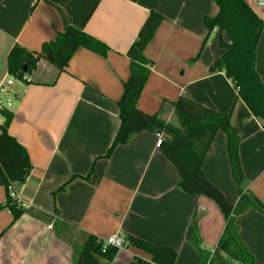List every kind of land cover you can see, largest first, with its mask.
Wrapping results in <instances>:
<instances>
[{"label": "crops", "instance_id": "crops-1", "mask_svg": "<svg viewBox=\"0 0 264 264\" xmlns=\"http://www.w3.org/2000/svg\"><path fill=\"white\" fill-rule=\"evenodd\" d=\"M248 2L264 20V6ZM152 10L165 19L145 50L151 73L138 108L174 125H179L174 102L181 96L230 112L237 90L223 71H210L222 55L218 38L227 39L226 33L216 29L198 55L207 35L204 17L218 12L214 0H0V83L10 77L8 56L15 44L39 52L67 26L110 48L106 56L80 48L62 72L41 59L32 81L11 77L14 83L1 95L14 112L9 132L26 147L33 166L25 183L14 186L17 200L32 213L10 226L12 213L0 210V264H73L85 235L105 240L117 233L171 246L176 264H201L190 242L195 222L204 247L213 251L217 245L226 224L222 211L212 199L178 188L179 173L156 146L157 133L142 131L110 158L102 157L121 124L118 101L130 73L129 47ZM256 68L264 79V31ZM248 114L239 101L232 124L241 135L248 188L264 203V128L253 115L240 125ZM226 141L219 131L203 170L236 204L240 196ZM96 159V175L90 181L77 178L58 194L60 213L54 214L52 192L74 175L86 176ZM4 200L0 184V203ZM236 222L255 264H264V214L250 209ZM126 253L125 263L119 253L115 260L151 259L134 247Z\"/></svg>", "mask_w": 264, "mask_h": 264}, {"label": "trees", "instance_id": "trees-1", "mask_svg": "<svg viewBox=\"0 0 264 264\" xmlns=\"http://www.w3.org/2000/svg\"><path fill=\"white\" fill-rule=\"evenodd\" d=\"M214 1L218 12L204 17L207 35L198 55L216 29L226 33L227 39L222 35L218 38L222 55L217 58L210 71H223L233 82L237 96L232 110L227 113L218 112L181 96L174 102V111L179 120V125H174L158 113L148 114L138 108V101L151 73V62L146 58L145 50L165 19L162 14L152 10L129 47L127 54L130 73L123 95L118 101L121 124L110 148L102 157L110 158L118 146L127 144L134 135L142 131L164 134L161 149L179 173L178 188L186 194L212 199L225 218L223 234L213 251L204 247L198 223L195 222L190 242L198 250L201 264H255L253 252L240 236L236 218L250 209L264 214V203L248 188L249 182L240 156L242 139L233 127L232 119L237 103L243 101L249 114L240 120V125L249 115H253L262 121L264 128V79L256 68L257 47L264 31V20L248 0ZM80 48L102 56L110 51L109 46L99 39L75 26H67L57 32L53 40L44 43L39 52L29 51L22 45L15 44L8 56L9 76L29 83L41 59L47 60L59 72L65 71ZM26 62L27 71H24ZM13 118L14 112L9 107L0 109V184L5 189V200L0 203V210L8 209L12 213L10 226L24 213H32V210L27 209L12 195L11 188L24 184L33 166L26 147L9 132ZM219 131L227 136L228 161L240 196L236 204L228 201L224 192L207 178L203 170L204 160ZM96 161L97 159L86 176L74 175L52 192L54 214L60 213L58 194L65 192L77 178L90 181L96 175ZM124 236L128 248H138L151 256V259H145L134 255L131 264H176L178 255L171 246L155 245L132 234ZM119 252L117 247L104 246V240L98 236L87 234L82 246L74 252L73 264H102L103 261H113Z\"/></svg>", "mask_w": 264, "mask_h": 264}, {"label": "built area", "instance_id": "built-area-1", "mask_svg": "<svg viewBox=\"0 0 264 264\" xmlns=\"http://www.w3.org/2000/svg\"><path fill=\"white\" fill-rule=\"evenodd\" d=\"M257 2L260 6H264V0H257ZM13 83H14V79L11 77H8L5 81H2L0 83V109L11 105V101L10 100L4 101L1 95L3 94L6 95L8 91V86L12 85ZM163 138H164V134H158V140L156 143L157 147H161ZM11 189H12L13 197L17 199L16 193L14 191V187ZM106 245H112L114 247H117L119 250L125 249L127 247L125 236L120 233L113 234L109 236L108 238H106L104 240V246ZM102 264H119V263L114 259L113 261H103Z\"/></svg>", "mask_w": 264, "mask_h": 264}, {"label": "rangeland", "instance_id": "rangeland-1", "mask_svg": "<svg viewBox=\"0 0 264 264\" xmlns=\"http://www.w3.org/2000/svg\"><path fill=\"white\" fill-rule=\"evenodd\" d=\"M126 249H129L126 247L125 249H121L119 252V257L121 258L122 263H125V258L128 257V254L126 253Z\"/></svg>", "mask_w": 264, "mask_h": 264}, {"label": "water", "instance_id": "water-1", "mask_svg": "<svg viewBox=\"0 0 264 264\" xmlns=\"http://www.w3.org/2000/svg\"><path fill=\"white\" fill-rule=\"evenodd\" d=\"M24 71H27V62L24 65Z\"/></svg>", "mask_w": 264, "mask_h": 264}]
</instances>
